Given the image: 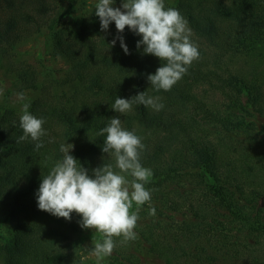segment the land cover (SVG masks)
I'll return each mask as SVG.
<instances>
[{"label": "trees", "instance_id": "1", "mask_svg": "<svg viewBox=\"0 0 264 264\" xmlns=\"http://www.w3.org/2000/svg\"><path fill=\"white\" fill-rule=\"evenodd\" d=\"M164 4L187 20L200 53L167 92L147 80L163 62L142 55L136 47L142 37L127 27L122 35L129 55L119 40L110 45L117 36L114 22L101 31L94 15L77 32L58 28L74 0H0V70L20 92L35 94L29 112L44 119L46 132L39 150L31 139L17 143L21 114L0 110V224L6 227L0 264H82L76 256L81 217L73 213L69 221L39 210L36 192L62 160L61 144L74 146L70 155L90 175L103 164L115 165L102 152L106 134L97 135L113 117L142 138L141 163L153 171L145 187L156 214L141 222L149 205L141 206L138 239L121 245L116 238L106 264H264V182L255 185L264 172V68L251 59L259 58L255 48L264 44V0ZM44 33L51 56L67 65L57 80H40L31 65L16 59L17 46ZM204 85L228 100L223 114L202 101L198 88ZM143 91L159 97L164 108L112 109L117 97Z\"/></svg>", "mask_w": 264, "mask_h": 264}, {"label": "clouds", "instance_id": "2", "mask_svg": "<svg viewBox=\"0 0 264 264\" xmlns=\"http://www.w3.org/2000/svg\"><path fill=\"white\" fill-rule=\"evenodd\" d=\"M115 0H98L94 14L99 18L101 31H107L115 23L116 41L126 55L131 54L124 42L125 28L142 37L137 41V50L142 48V55H153L161 62L154 74L147 80L156 91H170L172 87L187 74L192 63L200 58L198 47L191 40V29L187 20L175 8H165L164 0H121L119 7H113ZM3 95V89H0ZM23 92L17 93V100L25 101ZM133 104H141L159 112L164 105L159 97H152L145 91L139 92L131 99L117 97L112 109L116 113L126 114L132 111ZM30 103H22V115L19 126L23 135L16 141H31L35 149L42 148L41 138L46 135L43 128L44 119L37 118L29 112ZM102 152L114 158L115 165L103 164L89 170L70 152L74 146L69 143L60 145L63 154L51 168L36 192L38 209L57 218L71 220L72 214L81 217L82 229H92L100 234L102 240L94 242L91 256L96 264H102L106 257L112 255L117 246L116 238H121V245L138 239L135 232L140 219L141 206L149 205V215L155 216L152 206L151 190L147 185L153 171L141 163L145 150L142 138L134 131L122 127L119 117L110 118L109 124L97 135L105 136ZM118 169L119 171H116ZM130 177V179H129ZM135 204V210L132 211Z\"/></svg>", "mask_w": 264, "mask_h": 264}, {"label": "rangeland", "instance_id": "3", "mask_svg": "<svg viewBox=\"0 0 264 264\" xmlns=\"http://www.w3.org/2000/svg\"><path fill=\"white\" fill-rule=\"evenodd\" d=\"M174 0H167L168 3L173 2ZM98 0H74L73 8L67 11L66 17L63 19L62 23L58 28H63L67 31L77 32L79 25L84 20L91 19L94 16L95 5ZM121 0H115L113 7H119ZM63 6H66V3L63 2ZM16 59L26 62L31 65L36 72L40 80L52 78L54 80L59 79L64 71L67 68L66 63L57 57L51 56L50 54V37L48 34L44 33L40 36H37L23 44L17 46L15 49ZM256 55H259V58L255 60L254 57L251 59L255 62L261 63L262 68H264V44L256 46L255 52ZM251 62V61H250ZM242 63V68L247 69L245 63ZM0 89H3V95H0V110L4 108H12L17 113H22V103H32L35 94L31 91H21L25 94L26 100L20 102L17 100V93L20 91L16 88L13 80L5 75L3 70H0ZM199 96L202 98V101L206 104V107L214 111H218L221 114L227 109L228 100L221 95L216 93L208 86H201L198 88ZM211 125L206 127V130H209ZM215 132L214 129L210 130ZM264 182V172L259 173V177L256 179V186ZM135 204L133 205L134 208ZM132 211H134L132 209ZM154 216L149 215L147 219L141 222L149 221ZM141 223V226L143 225ZM154 228V227H152ZM160 226H157L155 229L156 233H162ZM6 234V227L4 223L0 224V242L3 236ZM77 239V253L76 256L79 258L82 264H96L95 257L91 256V249L94 246V242L102 240V237L99 233L93 231L92 229H83L82 232L76 236ZM106 257L102 264H106Z\"/></svg>", "mask_w": 264, "mask_h": 264}]
</instances>
